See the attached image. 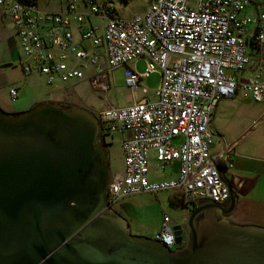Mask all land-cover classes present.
I'll list each match as a JSON object with an SVG mask.
<instances>
[{
    "label": "built area",
    "instance_id": "obj_1",
    "mask_svg": "<svg viewBox=\"0 0 264 264\" xmlns=\"http://www.w3.org/2000/svg\"><path fill=\"white\" fill-rule=\"evenodd\" d=\"M116 2L82 0V9L77 0H64V11H48L36 0H0L22 72L39 73L49 85L95 84L103 77L107 89L110 72L124 67L127 87L141 90L135 103L97 114L98 142L106 147L118 134L123 151V170L109 178L108 209L115 211L134 194L163 191L179 194L184 204L227 202L220 164L228 155L224 160L211 155L210 122L217 103L234 97L240 86L251 101H264L263 64L241 82L233 74L249 64V26L256 25L252 38L264 52V11L246 13L254 0H151L143 14L126 18ZM139 59L146 61L142 73L134 65ZM156 70L161 79L151 98L144 81ZM10 96L18 99L17 88ZM151 152L159 171L178 161L177 177L151 180ZM170 222L165 215L155 239L174 250Z\"/></svg>",
    "mask_w": 264,
    "mask_h": 264
},
{
    "label": "water",
    "instance_id": "obj_2",
    "mask_svg": "<svg viewBox=\"0 0 264 264\" xmlns=\"http://www.w3.org/2000/svg\"><path fill=\"white\" fill-rule=\"evenodd\" d=\"M100 132L98 118L79 106L49 101L14 114L0 107V264H264V227L224 218L236 198L213 162L229 204L195 200L184 247L132 234L107 208ZM172 228L180 245V226Z\"/></svg>",
    "mask_w": 264,
    "mask_h": 264
},
{
    "label": "rangeland",
    "instance_id": "obj_3",
    "mask_svg": "<svg viewBox=\"0 0 264 264\" xmlns=\"http://www.w3.org/2000/svg\"><path fill=\"white\" fill-rule=\"evenodd\" d=\"M36 2L44 10L56 9L58 6L64 4V0H36ZM150 2L151 0H117L116 7L121 16L129 18L136 14H143ZM100 21L96 18L93 19L94 23H99ZM12 36L13 30L11 25L3 8L0 7V61L4 62L3 64H11V66L4 68L7 72V85L2 93V98L5 103L4 106L10 109V111L23 112L26 111L25 109H30V106L27 107L26 99L33 96V94L62 90L64 86L60 82L52 85L47 84L45 77L39 73L25 75L20 68L17 49L13 46L15 41L12 39ZM250 64L251 60L248 65ZM134 65L137 71L142 73L145 70L146 61L139 59L134 62ZM124 72V67L112 70L110 72L109 87L107 89L103 85V77L97 78L95 84L85 81L69 87L71 97L65 100L66 104L62 105L77 106L80 102L76 98L88 99L93 107L88 106L87 110L97 117L98 112L104 108H117L135 103L142 97L141 90L127 87ZM245 72L246 70H243L234 72L233 74L240 78V76L243 77L246 75ZM160 79V72L156 70L144 81V85L150 91L151 98L154 97V92L159 86ZM9 87L17 88L19 97L16 101L11 99ZM75 102L77 104H74ZM181 140L182 137H179L174 142L178 143ZM105 148L107 151L109 178H111L113 175L120 173L124 167L123 152L118 134L113 135L111 143ZM150 157V179L162 180L176 171V164L175 166H167L164 171H159V168L155 165L156 162L153 152L150 153ZM115 210H124L123 215L129 222L132 234L147 236L152 239L155 238L156 233L161 227L165 215L171 219V225L176 224L177 226H181L183 235L185 236L188 217L190 215L178 203L171 200L169 191H163L157 194L139 193L128 196L116 205Z\"/></svg>",
    "mask_w": 264,
    "mask_h": 264
},
{
    "label": "crops",
    "instance_id": "obj_4",
    "mask_svg": "<svg viewBox=\"0 0 264 264\" xmlns=\"http://www.w3.org/2000/svg\"><path fill=\"white\" fill-rule=\"evenodd\" d=\"M77 2L80 5L82 4V0H77ZM81 8L83 9L82 5ZM65 9V4H63L48 11H64ZM263 11L264 0H254L253 4L247 8L246 13L257 16ZM256 28V25H251L248 28V37L250 38L248 54L251 64L245 69L246 75L240 76V78L234 75L240 82L249 78L257 65H264V52L260 51L258 44L252 38ZM0 63L2 62L0 61ZM6 73L4 68H0V106L2 110H6V113H19L10 111L4 106L2 93L7 85ZM81 83L83 82L79 84ZM62 85L64 86L62 90L33 94V96L26 99L27 107L32 108L36 104L49 101L66 104L65 100L71 97L69 88L71 86ZM77 99L80 102V104H77L78 101L74 103L77 106L86 109L88 106L93 107L88 99ZM210 128L213 132L210 153L214 158L221 160H224V157L228 155L227 161L221 162L220 169L224 181L229 184L236 198L233 212L224 218L228 222L239 226L264 227V101H251L245 90L240 86L234 97L221 99L217 103L212 114ZM175 164L176 171L162 180L177 177L180 163L174 161L170 166H175ZM169 193L171 200L183 207L187 214H190L196 207L194 202L184 204L179 194L171 191ZM228 204L229 200L224 203L225 206H228ZM216 217L218 219L223 218L220 212L216 213Z\"/></svg>",
    "mask_w": 264,
    "mask_h": 264
},
{
    "label": "flooded vegetation",
    "instance_id": "obj_5",
    "mask_svg": "<svg viewBox=\"0 0 264 264\" xmlns=\"http://www.w3.org/2000/svg\"><path fill=\"white\" fill-rule=\"evenodd\" d=\"M13 54V53H12ZM1 65H3V62L2 63H0V66ZM116 211V210H115ZM118 214H120V215H122V216H124L123 214H124V210L122 211V210H119V211H116ZM173 226H177L176 224H173ZM180 229H181V231H182V241H181V244L180 245H178L177 247H184L185 245H186V242H187V235H188V227L186 228L187 230H186V233H185V236L183 235V230H182V228H181V226H180ZM186 237V241H184L183 242V239ZM176 247V248H177Z\"/></svg>",
    "mask_w": 264,
    "mask_h": 264
},
{
    "label": "trees",
    "instance_id": "obj_6",
    "mask_svg": "<svg viewBox=\"0 0 264 264\" xmlns=\"http://www.w3.org/2000/svg\"><path fill=\"white\" fill-rule=\"evenodd\" d=\"M65 106H68V105H65ZM14 114V113H13Z\"/></svg>",
    "mask_w": 264,
    "mask_h": 264
}]
</instances>
